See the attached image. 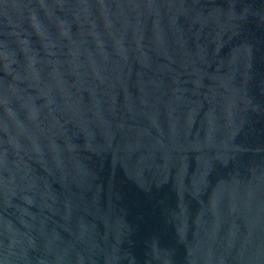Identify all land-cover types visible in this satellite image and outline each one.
Returning a JSON list of instances; mask_svg holds the SVG:
<instances>
[{"label": "water", "instance_id": "1", "mask_svg": "<svg viewBox=\"0 0 264 264\" xmlns=\"http://www.w3.org/2000/svg\"><path fill=\"white\" fill-rule=\"evenodd\" d=\"M0 264H264V0H0Z\"/></svg>", "mask_w": 264, "mask_h": 264}]
</instances>
